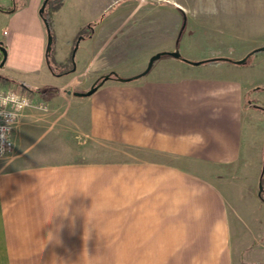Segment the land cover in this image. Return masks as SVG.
Masks as SVG:
<instances>
[{"label": "crops", "instance_id": "1", "mask_svg": "<svg viewBox=\"0 0 264 264\" xmlns=\"http://www.w3.org/2000/svg\"><path fill=\"white\" fill-rule=\"evenodd\" d=\"M44 1L0 0L15 7L0 10L10 28L0 42L8 49L0 74L58 94L111 77L90 96L92 135L159 158L0 167V264H234L230 195L216 179L244 165L253 148L250 87L239 67L153 66L120 82L112 76L134 77L152 54L179 51L180 9L147 0H64L54 15L55 56L64 63L75 48V67L56 75ZM148 37L169 46L143 58ZM130 67L137 68L118 71Z\"/></svg>", "mask_w": 264, "mask_h": 264}, {"label": "rangeland", "instance_id": "2", "mask_svg": "<svg viewBox=\"0 0 264 264\" xmlns=\"http://www.w3.org/2000/svg\"><path fill=\"white\" fill-rule=\"evenodd\" d=\"M147 1L165 9L175 8V12L180 9V33L176 46L181 57L165 52L150 67V60L157 53L152 54L146 67L140 72L150 71L153 66L154 69L165 72L183 71L184 67L195 70L212 65L236 66L246 85L250 87L246 94V106L252 110L249 119L251 132L255 135L253 148L245 151L247 157L244 158V165L222 169L216 182L230 195L228 202L232 216L233 244L236 248L234 264H264V201L260 198V178L264 169V51L249 56L253 50L264 47V0ZM168 19L166 12L165 27ZM158 20L160 23V18ZM5 30L10 31V28L0 16V42L7 38ZM167 45L169 46L167 39L162 43L153 37L144 38L141 45L142 57L150 54L152 48L160 49ZM0 46L3 45L0 43ZM213 58H227L230 61L193 63ZM243 59L244 64L235 62ZM56 62L63 64L57 60ZM71 67L72 64H67L56 68V72H65ZM131 68L118 71L129 74L130 70L132 72L137 67ZM6 70L20 74L12 69ZM0 84L9 87L20 85L2 80ZM33 89L39 91L32 93L27 89L33 98V104L21 113L14 130V149L11 153L0 156V167L55 162L124 164L159 158L154 152L100 140L92 135L88 114L92 94L78 93H86L92 88L73 89L69 93L64 90L61 93L59 91V94L54 89ZM248 137L246 134L245 138ZM262 184L264 187V177Z\"/></svg>", "mask_w": 264, "mask_h": 264}, {"label": "trees", "instance_id": "3", "mask_svg": "<svg viewBox=\"0 0 264 264\" xmlns=\"http://www.w3.org/2000/svg\"><path fill=\"white\" fill-rule=\"evenodd\" d=\"M64 4V0H45L44 1V4H43V11H42V16L45 20V23H46V27H47V30H48V51H47V57H48V61H49V64H50V67L52 69V71L54 72V74L56 75H62V74H65V73H68L70 71H72L75 67V53L73 54V52H75V48L72 52V54L70 55V57L68 58V61L63 63V64H58L56 62V59H55V47H54V44H55V33H54V21H53V17H54V14L56 13V11H58ZM15 9V7H9V8H6L4 6H2L0 4V10H5V11H13ZM87 29H84L82 31H80L78 37L75 39V46L77 45L78 41L80 38L83 37V35H85V32ZM261 51H264V50H253L249 56L257 53V52H261ZM6 55H7V51H6V47L5 46H0V66H3L2 63L3 61L5 60L6 58ZM222 60H226V61H230L229 59L227 58H213V59H209V60H206V61H197L198 64H201L203 62H212V63H218V62H221ZM236 63L238 64H244L245 60H239V61H235ZM195 64V62H193ZM67 64H72V67L69 69V70H66L65 72H62V73H57L56 72V68L58 67H64L66 66ZM146 72V71H145ZM145 72L141 73V74H138L134 77H121L119 75H116L114 74L113 77L120 81V82H130V81H133L135 79H138L140 78L143 74H145ZM111 77L109 76H106L103 78V80L100 82L98 86L104 84V82H106V80L110 79ZM0 80L4 81L5 83H8V82H18L15 78H12L10 76H6V75H3V74H0ZM22 86L26 89H28L30 92L32 93H35L39 90H36V89H33L32 87H30L29 85L25 84V83H21ZM81 95H85V92H81L79 93ZM263 177H264V169L262 171V174H261V178H260V182L263 183ZM260 198L264 201V189L262 191H260Z\"/></svg>", "mask_w": 264, "mask_h": 264}, {"label": "built area", "instance_id": "4", "mask_svg": "<svg viewBox=\"0 0 264 264\" xmlns=\"http://www.w3.org/2000/svg\"><path fill=\"white\" fill-rule=\"evenodd\" d=\"M33 104V98L22 85L0 84V156L14 149V130L21 113Z\"/></svg>", "mask_w": 264, "mask_h": 264}, {"label": "water", "instance_id": "5", "mask_svg": "<svg viewBox=\"0 0 264 264\" xmlns=\"http://www.w3.org/2000/svg\"><path fill=\"white\" fill-rule=\"evenodd\" d=\"M43 11V7H42V9H41V12ZM48 50V49H47ZM256 50H264V47H261V48H258V49H256ZM167 53H169L170 55H172V56H174V57H177V58H180L181 57V54H180V52L179 51H174V52H167ZM162 54H165V52H163V53H157L156 55H154L152 58H151V60H150V67H151V65H152V63H153V61H155L156 59H158V58H160L161 56H162ZM5 61V60H4ZM4 61H3V63H4ZM3 63H2V65H3ZM195 64H198V62H195ZM147 72V71H146ZM97 90V87H93L91 90H89L88 92H86L85 93V95H91V94H93L95 91ZM81 95V94H80ZM264 189V187H263V184L261 183L260 184V191H262Z\"/></svg>", "mask_w": 264, "mask_h": 264}]
</instances>
